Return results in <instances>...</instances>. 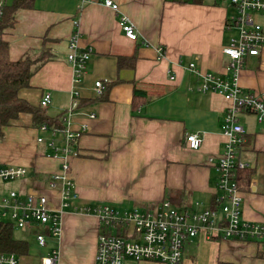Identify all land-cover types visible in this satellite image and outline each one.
<instances>
[{
	"label": "crops",
	"instance_id": "1",
	"mask_svg": "<svg viewBox=\"0 0 264 264\" xmlns=\"http://www.w3.org/2000/svg\"><path fill=\"white\" fill-rule=\"evenodd\" d=\"M16 1L5 0L6 8ZM111 1L118 5L117 12L105 7V0H29L16 10L13 26L1 36L12 62L42 52L50 55L29 87L18 92L21 100L39 108L41 98L49 94L51 104L43 112L53 119L71 107L74 93L78 95L70 128L86 131L76 140V156L68 161L78 195L73 206L144 210L167 200L189 212L218 209V175L209 159L223 150L226 138L221 128L230 102L198 91L201 80L187 66L229 79L222 49L236 35L227 27L235 9L220 0ZM121 16L134 26L136 41L126 39L119 26ZM75 33L80 51L92 49L80 83H74L66 60ZM97 81L102 83L100 96L93 91ZM237 83L243 93L264 99V51L244 60ZM135 91L141 95L135 96ZM239 124L245 131L240 158L251 165L250 180L263 185L264 179L256 178V163L243 155L264 153V126L251 115H241ZM189 134L200 135L199 149L188 148ZM0 137V168L26 170L22 179L0 182V194L40 193L58 207L59 192L48 184L51 175L60 172V160L49 157L50 135L38 130L31 114L22 113ZM38 137L43 142L38 143ZM55 140L62 145L61 135ZM241 197L242 218L262 221L256 214V192L243 186ZM260 204L264 208V201ZM61 211L60 239L48 240L44 249L58 251L57 264H94L96 217L72 208ZM26 232L22 240L28 243V255L30 240L36 243L33 233ZM182 258L183 264H264V246L200 234L185 241ZM124 264L155 263L126 259Z\"/></svg>",
	"mask_w": 264,
	"mask_h": 264
},
{
	"label": "built area",
	"instance_id": "2",
	"mask_svg": "<svg viewBox=\"0 0 264 264\" xmlns=\"http://www.w3.org/2000/svg\"><path fill=\"white\" fill-rule=\"evenodd\" d=\"M228 3L236 15L227 27L236 32L223 47V56L227 58L224 74L229 79L197 70L189 64L187 70L200 78L198 91L221 95L230 106L225 114L222 134L226 138L222 152L209 159L217 175L218 194L215 203L218 209L202 212H189L178 209L164 200L151 209L119 210L108 205L97 207H74L78 195L70 177L69 159L76 156L75 143L86 127L73 131L72 111L77 106V93L72 95L71 107L60 115L61 129L46 124L38 130L50 135L47 146L51 150L50 158L60 160V172L51 175L49 188L59 192V205L40 193H26L21 197L15 191L0 194V221L12 224L15 230L33 233L34 241L40 249L47 246L48 240H59L61 235L62 209L72 208L75 212L96 217L98 233L94 264H124L126 259L137 263L183 264V246L185 241L200 234L212 238H223L236 242L254 241L264 246V224L250 222L242 218V197L239 173L251 168L240 158L244 141V129L239 124L241 115H251L257 124L264 126V99L252 93H243L237 83V75L242 70L247 57H257L264 51V25L257 16L264 15V0H220ZM105 7L118 11V5L105 0ZM5 0H0V21L3 18ZM119 26L126 39L136 41L137 33L129 20L121 16ZM78 34L71 37L66 60L74 74V83H80L92 49H78ZM159 53L163 49L158 48ZM170 79H173L170 78ZM93 91L97 96L103 93L102 83H94ZM75 92V91H74ZM51 97L45 94L39 107L46 109ZM94 118V115H90ZM61 135V146L56 145V136ZM2 141L0 137V142ZM185 141L190 150H197L202 144L199 134L186 135ZM37 142H43L38 137ZM26 170L21 167L0 168V182H13L24 178ZM259 182L251 179L249 190L257 192ZM264 197V191H263ZM218 211L221 217L218 218ZM58 251L53 249L47 255L39 257L37 264H57ZM19 256L13 253H0V264H20Z\"/></svg>",
	"mask_w": 264,
	"mask_h": 264
},
{
	"label": "trees",
	"instance_id": "3",
	"mask_svg": "<svg viewBox=\"0 0 264 264\" xmlns=\"http://www.w3.org/2000/svg\"><path fill=\"white\" fill-rule=\"evenodd\" d=\"M28 1L17 0L10 9L5 6L4 15L0 21V136L3 128L22 113L31 114L37 128L46 124L61 129L59 117L51 119L45 115L43 108H34L18 97V92L29 87L31 77L50 59V55L42 52L34 58L24 57L12 62L8 57V44L1 37L4 30L13 26L16 10L26 6ZM134 94L140 96L141 92L135 91ZM239 175L241 188L243 186L247 188L252 169L242 171ZM14 230L12 224L0 221V253L24 256L28 252V243L18 239L14 235Z\"/></svg>",
	"mask_w": 264,
	"mask_h": 264
},
{
	"label": "rangeland",
	"instance_id": "4",
	"mask_svg": "<svg viewBox=\"0 0 264 264\" xmlns=\"http://www.w3.org/2000/svg\"><path fill=\"white\" fill-rule=\"evenodd\" d=\"M258 22L261 25H264V15L257 16ZM234 34V33H233ZM259 127L256 125V133L258 132ZM244 160H249L252 163H256V178L259 180L264 179V153H257L254 154L252 151H248L247 154L243 155ZM8 184V183H7ZM263 191H264V184L260 185L257 192H256V214L260 215L262 217V221H259L260 223L264 224V208L261 206L260 202L264 201L263 197ZM258 203V204H257ZM259 205V206H258ZM143 207H127L126 209H142ZM26 231H20L15 233L16 237L18 239H23L24 234H26ZM47 250L45 249H39L36 244L33 243L32 240H30V250L29 254L26 256H23L20 258V264H36L39 257L47 255ZM145 263V262H140Z\"/></svg>",
	"mask_w": 264,
	"mask_h": 264
}]
</instances>
